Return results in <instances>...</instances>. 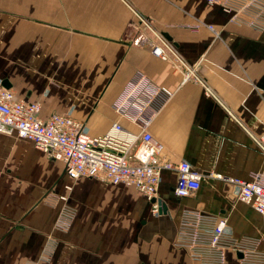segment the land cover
Masks as SVG:
<instances>
[{
    "label": "crops",
    "instance_id": "crops-1",
    "mask_svg": "<svg viewBox=\"0 0 264 264\" xmlns=\"http://www.w3.org/2000/svg\"><path fill=\"white\" fill-rule=\"evenodd\" d=\"M197 21L219 35L192 30ZM143 32L172 42L212 93L184 82L171 58L135 45ZM142 77L171 92L149 110L162 156L201 171L200 188L177 196L174 170L162 172L156 200L123 183L71 180L61 160L0 132V264H198L175 244L186 209L223 216L227 233L257 238L264 249V215L229 181L264 173V30L232 22L208 0H0V80L19 98L39 101L43 118L69 115L93 135L115 121L138 132L115 104ZM48 191L76 208L67 230L55 227L61 203H45ZM51 241L50 259L40 261ZM225 264H241L234 249H226Z\"/></svg>",
    "mask_w": 264,
    "mask_h": 264
},
{
    "label": "built area",
    "instance_id": "built-area-1",
    "mask_svg": "<svg viewBox=\"0 0 264 264\" xmlns=\"http://www.w3.org/2000/svg\"><path fill=\"white\" fill-rule=\"evenodd\" d=\"M221 6L232 22L264 30V0H208ZM203 26L219 35V29L211 23L197 21L189 27L198 31ZM137 46L148 45L152 53L162 59H172L175 69L183 74V81L201 82L207 93H212L199 76L197 66L188 62L175 45L157 33L151 41L146 33L134 40ZM127 101L115 104L118 112L130 118L139 127L135 132L115 121L103 134L93 135L84 124L62 113L41 116V103L19 98L12 88L0 80V132L31 141L50 158L61 160L71 180L81 176L97 178L113 184L131 185L149 200L157 199V191L164 170L177 172L175 193L180 197L192 196L201 186L203 174L187 160L171 161L162 156V145L154 140L149 126L150 109H157L170 96L164 87L154 85L147 78L130 82L125 89ZM152 114H151V113ZM264 151V139L259 143ZM239 186L238 198L251 204L264 215V173L254 172L249 178H229ZM68 190L72 184H67ZM43 201L49 205L61 203L55 227L67 230L75 217L76 208L64 194L48 191ZM154 210L158 204L154 203ZM223 216H216L197 209H186L180 218L175 244L188 249L192 260L198 264H225L226 249L241 253V264H264V249L258 248L259 240L252 237L236 238L225 230ZM54 241L48 243L40 261H48ZM27 264H39L29 262Z\"/></svg>",
    "mask_w": 264,
    "mask_h": 264
},
{
    "label": "water",
    "instance_id": "water-1",
    "mask_svg": "<svg viewBox=\"0 0 264 264\" xmlns=\"http://www.w3.org/2000/svg\"><path fill=\"white\" fill-rule=\"evenodd\" d=\"M2 83H3L5 86L9 87L8 80H6V79H5V80H2ZM163 209H164V210L167 209L165 204L163 205ZM238 255L241 256L242 254H241V253H238Z\"/></svg>",
    "mask_w": 264,
    "mask_h": 264
}]
</instances>
